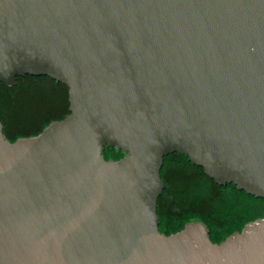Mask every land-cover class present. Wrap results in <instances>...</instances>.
Here are the masks:
<instances>
[{"label":"water","instance_id":"water-1","mask_svg":"<svg viewBox=\"0 0 264 264\" xmlns=\"http://www.w3.org/2000/svg\"><path fill=\"white\" fill-rule=\"evenodd\" d=\"M23 76L69 114L0 123V264H264V217L214 244L157 216L172 154L264 200V0H0V83Z\"/></svg>","mask_w":264,"mask_h":264},{"label":"trees","instance_id":"trees-1","mask_svg":"<svg viewBox=\"0 0 264 264\" xmlns=\"http://www.w3.org/2000/svg\"><path fill=\"white\" fill-rule=\"evenodd\" d=\"M68 89L46 77L23 76L12 87L0 83V123L11 143L38 135L69 114ZM102 157L118 161L124 154L106 147ZM165 188L157 200L159 232H180L191 222L203 223L212 243L218 244L259 218L264 200L247 196L233 185L218 186L186 156L164 158L160 171Z\"/></svg>","mask_w":264,"mask_h":264}]
</instances>
